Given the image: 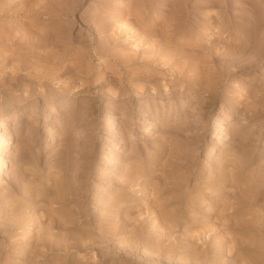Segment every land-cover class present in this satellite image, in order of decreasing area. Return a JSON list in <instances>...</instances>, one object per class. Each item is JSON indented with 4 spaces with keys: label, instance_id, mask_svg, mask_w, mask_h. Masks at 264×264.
<instances>
[{
    "label": "rangeland",
    "instance_id": "1",
    "mask_svg": "<svg viewBox=\"0 0 264 264\" xmlns=\"http://www.w3.org/2000/svg\"><path fill=\"white\" fill-rule=\"evenodd\" d=\"M0 136V264H264V0H0Z\"/></svg>",
    "mask_w": 264,
    "mask_h": 264
},
{
    "label": "bare ground",
    "instance_id": "2",
    "mask_svg": "<svg viewBox=\"0 0 264 264\" xmlns=\"http://www.w3.org/2000/svg\"><path fill=\"white\" fill-rule=\"evenodd\" d=\"M123 26V25H122ZM225 121V119H221L219 122H224ZM1 137V136H0ZM2 139V138H1Z\"/></svg>",
    "mask_w": 264,
    "mask_h": 264
}]
</instances>
